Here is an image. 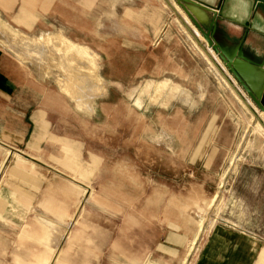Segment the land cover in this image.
<instances>
[{
	"label": "rangeland",
	"instance_id": "374dc122",
	"mask_svg": "<svg viewBox=\"0 0 264 264\" xmlns=\"http://www.w3.org/2000/svg\"><path fill=\"white\" fill-rule=\"evenodd\" d=\"M120 2L94 0L92 35L83 27L72 33L84 52L71 58L81 68L70 73L59 65L55 50L47 49V36H13L29 41L37 52H16L28 64V83L39 84L28 94L45 100L53 136L75 139V149L67 152L76 153L78 173L49 157L66 156L61 142L43 148L47 160L38 162L39 173L47 180L38 182L31 209L10 203L4 213L8 219H0V252L7 250L0 253L3 264H16V253L31 262L43 251L19 234L25 227L39 230L38 218L55 217L40 204L46 198L64 210L68 199L76 201L74 220L49 228L57 249L52 261L58 256L66 264L143 261L153 221L181 215L194 234L183 260L193 264L214 225L238 223L236 216L243 215L245 197L250 200L253 190L246 181L264 179V110L185 8L172 2L184 20L174 16L178 33L173 35L182 31L186 43L155 44L137 54L119 43L122 31L111 6ZM108 7L100 26V9ZM69 77L77 78L66 89L60 81ZM3 191L13 202L9 189Z\"/></svg>",
	"mask_w": 264,
	"mask_h": 264
},
{
	"label": "crops",
	"instance_id": "0c3cea01",
	"mask_svg": "<svg viewBox=\"0 0 264 264\" xmlns=\"http://www.w3.org/2000/svg\"><path fill=\"white\" fill-rule=\"evenodd\" d=\"M173 1L183 7L179 0H123L112 5L111 11L117 13V29L122 31L119 43L137 54L152 51L155 44L164 45L174 41L182 46L183 42L186 43L182 31L180 35H173L174 31L178 33L174 16L184 24ZM195 1L206 7L204 11L191 8L201 18L200 24L205 30L211 27L214 43L227 54L238 51L248 61L263 65L264 68V0ZM93 4L94 0H0V219H8L4 213L10 203L20 210L23 208L25 212L31 209L30 203L38 182L47 180L39 173L41 165L38 162L47 160L42 155L43 148L48 150L55 141L61 142L66 156L57 158L51 154L49 157L64 169L78 173L75 167L76 153L67 152L75 149V139L53 136L50 131L51 111L46 107L45 100L30 99L28 94L30 89L37 92L39 84L28 83V64L16 52L24 55L37 52L29 41L13 36L15 32L22 36L35 34L42 40L47 36V49L55 50L59 65L69 73L72 67L78 70L81 66L77 63L74 65L71 58L76 59V53L81 55L84 50L76 47L72 33L74 29L83 27L86 35H92L93 13L96 11ZM108 9H100V26H104L103 12ZM2 29L5 30L3 39ZM64 29H69V32L66 33ZM13 44L18 48L14 49ZM263 68L246 66L254 90L264 106ZM74 78L77 77H69L60 83L69 89L73 86ZM84 177L88 179L86 174ZM246 184H250L253 190L250 200L245 197L243 215L236 216L238 223L231 225L219 222L214 225L207 233L193 264H264V179L246 181ZM5 189H9L13 202L4 197ZM68 201L67 210L48 198L40 203L55 217L52 220L42 217V223L38 218L39 230L25 227L19 238L34 241L44 249L31 262L21 254L12 255L16 264H66L59 256L56 261H52L57 249L52 245L54 240L51 239L49 228L61 227L60 220L69 224L74 220L76 201L75 198ZM183 219L187 218L180 215L174 221H153L154 228L150 229L152 240L144 250L146 259L135 260L134 264H186L187 258L183 260V253L194 234L189 225L181 223ZM75 235V232L69 233V238ZM5 251L3 249L0 253ZM158 253L164 255L161 254L158 259ZM2 257L0 255V264H3Z\"/></svg>",
	"mask_w": 264,
	"mask_h": 264
},
{
	"label": "water",
	"instance_id": "95a60500",
	"mask_svg": "<svg viewBox=\"0 0 264 264\" xmlns=\"http://www.w3.org/2000/svg\"><path fill=\"white\" fill-rule=\"evenodd\" d=\"M179 1H180V4L185 8L186 13L193 19L195 24L201 30L207 42L220 55L222 60L226 63V65L232 71L235 77L240 81V83L243 85V87L246 89V91L249 93L252 99L259 105L261 109L264 110V106L262 105V102L259 99V95L257 94V91L254 90V83L251 81V76L250 74L247 73V70H246L247 65L258 68V69L260 68L262 69L263 65H256L248 61L238 51L233 52L232 54H227L219 45L214 43V41L212 40L211 27H208L205 30L201 26L202 23L200 24L201 18H199L191 8V6H195L199 8L200 10L204 11L206 10V7L195 0H179ZM194 15L196 19L194 18ZM212 26H213V23H212Z\"/></svg>",
	"mask_w": 264,
	"mask_h": 264
},
{
	"label": "bare ground",
	"instance_id": "6f19581e",
	"mask_svg": "<svg viewBox=\"0 0 264 264\" xmlns=\"http://www.w3.org/2000/svg\"><path fill=\"white\" fill-rule=\"evenodd\" d=\"M191 7L197 8V7H195V6H191ZM197 9H199V8H197ZM173 10H174V9H173Z\"/></svg>",
	"mask_w": 264,
	"mask_h": 264
}]
</instances>
